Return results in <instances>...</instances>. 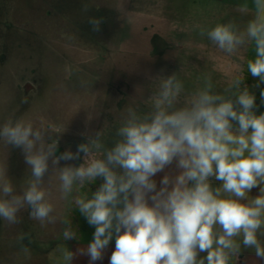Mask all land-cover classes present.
<instances>
[{"label": "clouds", "instance_id": "9594fccd", "mask_svg": "<svg viewBox=\"0 0 264 264\" xmlns=\"http://www.w3.org/2000/svg\"><path fill=\"white\" fill-rule=\"evenodd\" d=\"M236 7L250 16L243 26L233 18L210 29L197 27L229 56L254 46L247 69L264 83V0H241ZM83 10L88 11L86 4ZM102 19L89 18L93 31H99ZM242 81L243 74L234 77L221 93L206 76L203 86L182 100L185 89L178 73L152 79L155 90L143 101L150 110L127 107L111 147L101 130L88 135L75 153L60 156L50 133L65 129L8 118L0 125V140L22 150L31 175L18 192L0 165V220L19 225V213L30 207L29 218L40 228L55 225L52 201L58 192L95 226L92 242L79 250L90 257L89 264L103 259L114 234L109 264H231L241 243L264 259V242L258 238L264 236V113L256 114L255 96L241 89ZM81 153L79 166L57 167L61 160L80 159ZM50 159L52 176L44 186ZM174 160L180 173L165 175L157 191L152 177ZM98 177L103 183L89 199L82 189ZM210 178L221 185L213 188ZM257 186L260 194L250 198ZM61 222L62 240L76 238L68 217ZM26 236L30 244L28 233L17 242ZM55 251L61 264H71L74 253L63 243ZM20 252L31 259L28 245L21 243ZM200 252L207 255L198 258Z\"/></svg>", "mask_w": 264, "mask_h": 264}, {"label": "rangeland", "instance_id": "374dc122", "mask_svg": "<svg viewBox=\"0 0 264 264\" xmlns=\"http://www.w3.org/2000/svg\"><path fill=\"white\" fill-rule=\"evenodd\" d=\"M186 3L190 2L0 0V125L10 117H23L36 126L51 123L65 129L50 133L58 140L56 156H60L75 153L101 127L104 142L114 141L127 107L150 110L143 101L155 90L152 79L178 73L185 99L203 86L190 79L204 81L207 72L181 70L180 64L218 62L215 50H207L212 43L200 35L197 25L210 29L229 20L222 12ZM85 4L88 11L83 10ZM181 7L186 11L183 20ZM90 17L103 18L99 31H93ZM197 44L204 48L197 50ZM214 73L217 78L219 72ZM79 164L80 159L61 160L57 167ZM0 165L6 166L19 192L31 175L22 150L0 140ZM51 176L50 159L44 186ZM54 183L58 186L59 181ZM52 202L62 223L69 200L55 192ZM30 211V207L21 210L19 225L0 220V264H25L20 260H28L20 252L21 243L40 254L48 249L44 240L50 225L40 228L29 218ZM21 233L30 235V244L28 236L17 242ZM54 234L59 238L61 227Z\"/></svg>", "mask_w": 264, "mask_h": 264}, {"label": "crops", "instance_id": "0c3cea01", "mask_svg": "<svg viewBox=\"0 0 264 264\" xmlns=\"http://www.w3.org/2000/svg\"><path fill=\"white\" fill-rule=\"evenodd\" d=\"M190 3H186V7L191 5H197L199 7H206V10H213L217 14H227L229 19L235 18L236 21L243 26L246 21L250 18L249 15H241L237 11V4L241 2V0H183ZM184 7V8H186ZM181 19L183 20L184 11L181 7ZM203 12V11H201ZM183 39H181V49H183ZM203 45L197 44V50L203 49ZM207 50H215L216 54L218 56V62L211 64H200L198 62H190L187 64L181 63L180 69L181 70H190L191 72L196 71H206L207 76H210L213 82V85L215 87H218L219 85L222 88V90H217L218 92H223V89L227 87L228 83L231 79H233L236 76L243 74V81L241 84V89L244 87H247L250 94H253L255 96V105L254 111L257 115H260L264 113V100H262L261 97V91L264 90V83H259L258 77H253L251 73L247 69L246 61L248 59H254L255 58V48L254 46L249 47V49H241L237 54L229 56L226 53H223L217 49V47L214 44H211L207 47ZM216 64L219 65L218 68H216ZM215 71L219 72L218 77H215ZM198 76V74H195ZM194 76V75H192ZM193 83L195 81L196 85L200 82L198 79H190ZM259 84V86H257ZM100 129V128H99ZM102 130V127L100 131ZM113 134V133H112ZM114 141H110V143H106L107 147H111L113 145ZM84 154L82 153L80 158V164L84 162L83 160ZM79 164V165H80ZM122 171V170H119ZM180 169L177 168V163L174 160L171 165H168L165 167V169L161 172H158L155 176L152 177V179L156 182V190L158 191L161 187V181L165 175L169 176H176L180 173ZM103 183V179L98 177L95 182L86 184L85 188L82 189L83 192H85L90 199L92 195L98 190L100 185ZM210 183L213 188L219 187L221 185V181L215 180V178H210ZM171 187V186H170ZM260 194V188L259 186L254 187L249 193L248 196L250 198H255ZM151 195V194H149ZM152 201L149 200V204H151ZM122 207V205H120ZM58 217V214H55ZM69 219L73 229L77 233V237L74 239L69 240H62V229L64 228V224L60 223V219L58 217V221L55 225L48 226L47 231V239H45V246L48 247L47 250H44V252H33L31 251V259L22 260V262H25V264H61V259L59 256V253L55 251L58 244L63 243L64 246L71 252L74 253L73 260L71 264H89L90 257L87 254H80V249H86L87 246L92 242L94 238V231L95 226H91L88 224L86 218L79 212L78 208L76 206H72L70 199L68 204V209H64L63 219L65 218ZM61 227V235L59 238H56V235L54 232H58ZM258 238L264 242V236H259ZM27 245L26 243H24ZM115 250V234L113 235L112 240L109 242V245L104 250L103 253V259L98 260L95 262H92V264H109L110 256L112 252ZM207 255L206 252H200L198 254V258L205 257ZM19 260V261H20ZM231 264H264V259H261L255 255V250L252 248H246L241 243V250L238 255L234 259V261L231 262Z\"/></svg>", "mask_w": 264, "mask_h": 264}]
</instances>
